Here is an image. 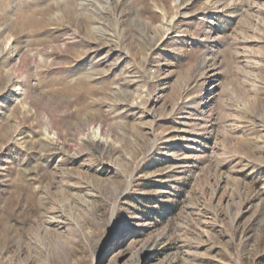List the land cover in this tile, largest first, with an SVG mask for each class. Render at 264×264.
I'll return each mask as SVG.
<instances>
[{
	"label": "rangeland",
	"instance_id": "1",
	"mask_svg": "<svg viewBox=\"0 0 264 264\" xmlns=\"http://www.w3.org/2000/svg\"><path fill=\"white\" fill-rule=\"evenodd\" d=\"M0 264H264V0H0Z\"/></svg>",
	"mask_w": 264,
	"mask_h": 264
},
{
	"label": "bare ground",
	"instance_id": "2",
	"mask_svg": "<svg viewBox=\"0 0 264 264\" xmlns=\"http://www.w3.org/2000/svg\"><path fill=\"white\" fill-rule=\"evenodd\" d=\"M176 2H177V0H176ZM34 23H36L35 21H33ZM99 143H100V141H98Z\"/></svg>",
	"mask_w": 264,
	"mask_h": 264
}]
</instances>
